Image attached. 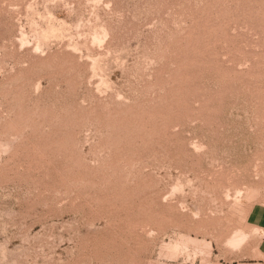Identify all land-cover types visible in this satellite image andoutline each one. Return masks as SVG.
Returning <instances> with one entry per match:
<instances>
[{"label": "rangeland", "instance_id": "rangeland-1", "mask_svg": "<svg viewBox=\"0 0 264 264\" xmlns=\"http://www.w3.org/2000/svg\"><path fill=\"white\" fill-rule=\"evenodd\" d=\"M0 264H264V0H0Z\"/></svg>", "mask_w": 264, "mask_h": 264}, {"label": "bare ground", "instance_id": "bare-ground-1", "mask_svg": "<svg viewBox=\"0 0 264 264\" xmlns=\"http://www.w3.org/2000/svg\"><path fill=\"white\" fill-rule=\"evenodd\" d=\"M236 236V235H235ZM229 244L231 245V246H240L241 244H242V242L240 241V238H238L237 236L235 237V238H233L230 242H229ZM234 247V248H235ZM237 248V247H236Z\"/></svg>", "mask_w": 264, "mask_h": 264}]
</instances>
